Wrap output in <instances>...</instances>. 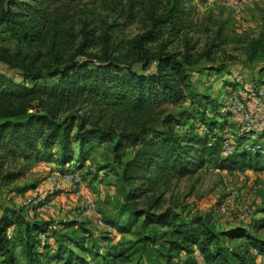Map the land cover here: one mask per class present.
Returning a JSON list of instances; mask_svg holds the SVG:
<instances>
[{"label": "trees", "instance_id": "16d2710c", "mask_svg": "<svg viewBox=\"0 0 264 264\" xmlns=\"http://www.w3.org/2000/svg\"><path fill=\"white\" fill-rule=\"evenodd\" d=\"M88 2L125 21L87 8L83 17L69 13ZM139 9L146 27L131 37L119 36L120 24ZM260 9L258 31L233 37L221 22L200 15L195 0H0V41L14 40L12 49L0 43V61L17 70V77L0 71V183L9 184L24 173L22 165L7 168L16 160L54 161L60 172L78 170L95 146L108 141L109 167L122 192L117 212L103 220L119 232L135 227V239L127 246L89 247L84 241L92 233L69 236L50 221L23 218L21 207L3 206L0 264H20L17 256L25 264L41 259L54 264H256V255L264 261V240L253 238L243 226L215 230L200 215L186 218L170 206L159 208L161 190L149 196L211 156L221 169L264 171V142H257L264 132L248 130L256 139L244 142L239 135L229 142L224 132L231 111L217 104L208 108L215 102L196 89L190 75L200 58L236 43L245 62H260L257 72L264 76V5ZM193 34L206 35L200 50ZM175 41L181 49L169 47ZM150 64L153 68L147 70ZM185 100L199 113L196 131H178L175 126L186 113L173 115L162 107ZM71 107L73 112L63 114ZM80 108L84 110L78 112ZM141 198L147 201L136 208ZM12 224L23 225L22 237L6 235ZM148 225L161 228L157 236L164 238V249L157 251L152 244L156 235L144 232ZM219 236H246L252 246L225 252Z\"/></svg>", "mask_w": 264, "mask_h": 264}, {"label": "rangeland", "instance_id": "374dc122", "mask_svg": "<svg viewBox=\"0 0 264 264\" xmlns=\"http://www.w3.org/2000/svg\"><path fill=\"white\" fill-rule=\"evenodd\" d=\"M195 1L198 3L199 14H209L217 22H221L224 32L230 36H252L259 29L260 8L264 5V0H247L240 8L234 6L235 0ZM94 4L91 2L85 5L78 3L69 10V13H74L75 17H83L85 15L84 8H87L92 9L102 17L108 16L107 13H110L108 18L115 17L119 22L125 21L122 16L117 17L108 8ZM132 14L124 25L120 24L119 36L131 37L146 27L141 9L132 12ZM192 38L196 41V49L200 50L206 41V35L193 34ZM0 43L12 49L14 40L5 38ZM174 46L181 49V42L175 41L169 47L173 48ZM77 57L81 58V56ZM259 64L258 61L245 62L241 46L236 43H228L216 50L210 58H200L197 64L190 69V75L196 89L215 102L209 103L208 108L217 104L220 106V110L227 107L231 111L227 117V126L224 132V136L229 142H233L234 138L239 135L244 142H250L256 139V135L250 134L248 130H260L259 125L254 120L257 114L252 109L255 89L264 85V76L259 78L257 72ZM132 66L135 69L140 68L139 63H133ZM152 68L153 65L150 64L146 69L152 70ZM0 71L17 77V70L8 69L2 61H0ZM24 83L29 82L25 81ZM233 98L240 102L242 106L240 109L231 107ZM162 107L164 112L173 115L182 110L188 114H185L181 118L180 124L175 126L178 131L195 129L199 113L191 110L188 100L177 104H164ZM72 110H74L73 107L64 111L63 114L73 112ZM83 110L80 108L78 112ZM209 111L208 109L206 113ZM241 111L248 114V121L242 119ZM154 124L157 126L159 123L157 121ZM239 124H241L240 127ZM257 142H264V136L258 138ZM111 156L110 142H101L83 161V166H88L87 171L94 174L89 176L87 182L85 181L87 184H84V173L79 171L82 185L81 193L78 195L90 198L94 202L97 211L95 215H87L81 212L78 206L79 196L77 197L75 194V187L71 191L63 192L60 184L64 183V180L57 167L54 169L51 167L54 162L29 161L23 163L22 160H16L7 165V168H16L22 165L24 166V173L9 184L0 183V212L3 206H18L22 209L23 218L50 221L52 227L59 232L66 233V235L81 237L92 233L93 236L84 241V244L89 247L103 248L107 244L127 246L128 241L135 239L134 226L128 231L119 232L113 226L106 227L97 222L98 220L105 222L103 219L106 216H113L121 202V185L116 173L109 167V164L112 163ZM215 167H218L217 159L211 156V159H207L194 172L171 180L165 190H156L149 196L154 197L161 190L159 208L170 206L186 218L200 215L215 230L241 225L253 238L264 240V171L252 169L226 170L219 167V170H215ZM93 179H96V182L92 185ZM84 187L95 197L85 196ZM62 192L64 194H61ZM37 193L45 194V205L41 206L29 201ZM68 193L72 195L68 196ZM60 195L63 196L62 199H60ZM72 198L76 200L77 205L72 203L74 201ZM146 201V198L138 199L136 208L142 207ZM222 203L223 208L220 206ZM61 210L63 211L61 212ZM63 222L71 223V225L63 227ZM88 222L91 225H88ZM157 229L158 231H155L152 225H148L144 232L156 235V240L152 244L158 251L165 248V243L163 237L157 236L160 234L161 228ZM5 233L8 237L11 235L22 237L24 234L23 225L12 224L6 228ZM39 238L42 239L43 235L40 234ZM137 244L135 241L134 245ZM218 244L225 252L247 251L252 246L246 236H219ZM70 246L72 250L81 254L77 248L71 244ZM194 253L196 254V251ZM179 255L182 256L183 253ZM17 260L20 264H25L24 260L18 256ZM41 260L38 264H54L53 261ZM255 263L264 264V261L256 255Z\"/></svg>", "mask_w": 264, "mask_h": 264}, {"label": "built area", "instance_id": "2783aa9c", "mask_svg": "<svg viewBox=\"0 0 264 264\" xmlns=\"http://www.w3.org/2000/svg\"><path fill=\"white\" fill-rule=\"evenodd\" d=\"M247 2V0H235L234 1V6L236 8H240L242 7L245 3ZM252 109L253 111L257 114L256 118L254 119L257 124L259 125L258 128H260V130L262 132H264V85H260L258 87H256L255 89V95L253 97L252 100ZM231 107L234 108H241V104L240 102L233 98L231 100ZM241 117L243 120L248 121V114L245 111H241ZM223 150L224 152H228L230 150V146L228 144L227 141H224L222 144ZM215 170H219L218 167H215ZM62 176V179L64 180L65 184H68L70 186H72V188H76L75 194H77V197L79 196V209L81 210L82 213L87 214V215H95L97 213L96 211V206L94 204V202L90 199V198H85L82 195H78L79 193H81V185H82V181L80 179V172L79 170H67V171H63L60 173ZM29 201L33 204H37V205H45V194L44 193H37L35 194L31 199H29ZM221 208H223V203L220 205ZM98 223H100L103 226L109 227L108 224H106L105 222H102L101 220L97 221ZM251 251L253 253L256 252V250L254 248L251 249Z\"/></svg>", "mask_w": 264, "mask_h": 264}, {"label": "crops", "instance_id": "0c3cea01", "mask_svg": "<svg viewBox=\"0 0 264 264\" xmlns=\"http://www.w3.org/2000/svg\"><path fill=\"white\" fill-rule=\"evenodd\" d=\"M38 162H42V161H38ZM43 162H46V163H50L51 161H43ZM52 162H54V161H52ZM53 169L54 168H56L57 167V163L56 162H54V164H53V166H51ZM87 167L88 166H82L80 169H78L80 172H83L84 174H83V178H84V184H87L86 182H87V180H89V176L90 175H94L92 172H88L87 171ZM86 181V182H85ZM94 182H96V179H93L92 181H91V184L92 183H94ZM61 186V188H62V190H63V192H68V191H71V189H72V186H70V185H68V184H65V183H61L60 184ZM93 185V184H92ZM83 191H85V196H87V197H95L92 193H90L89 191H87L86 190V188L84 187L83 188ZM61 193V194H64V193ZM72 194L71 193H68V196H71ZM63 198V196L62 195H60V199H62ZM73 200H74V198H72ZM72 203H76V200H74ZM76 205H77V203H76ZM74 208V207H73ZM74 210V209H73ZM32 211H34V210H32ZM63 210H61V212H62ZM61 212H59V213H61ZM87 218H89L88 216H86ZM35 218V217H34ZM90 219V218H89ZM88 225H91V223H89L88 222Z\"/></svg>", "mask_w": 264, "mask_h": 264}]
</instances>
